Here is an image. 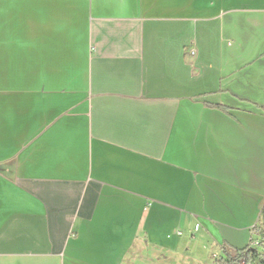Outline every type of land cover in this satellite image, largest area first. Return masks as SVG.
<instances>
[{"label":"crops","instance_id":"crops-1","mask_svg":"<svg viewBox=\"0 0 264 264\" xmlns=\"http://www.w3.org/2000/svg\"><path fill=\"white\" fill-rule=\"evenodd\" d=\"M263 202L264 0H0V264H202Z\"/></svg>","mask_w":264,"mask_h":264},{"label":"trees","instance_id":"trees-1","mask_svg":"<svg viewBox=\"0 0 264 264\" xmlns=\"http://www.w3.org/2000/svg\"><path fill=\"white\" fill-rule=\"evenodd\" d=\"M223 108L225 111L226 107L218 106ZM252 235L256 236L251 238L250 242L244 248H236L229 244H223V256L216 259V264H264V202L258 222L250 229ZM260 238L263 243V253L257 252V246L252 247L255 240Z\"/></svg>","mask_w":264,"mask_h":264},{"label":"rangeland","instance_id":"rangeland-1","mask_svg":"<svg viewBox=\"0 0 264 264\" xmlns=\"http://www.w3.org/2000/svg\"><path fill=\"white\" fill-rule=\"evenodd\" d=\"M255 246H257V252H259L260 254L263 253V243L261 241L260 238H257L254 242ZM253 246V244H252ZM215 258V259H214ZM214 258L210 255H208V253H206L205 255H203V261L202 264H215V260L218 259V256H214ZM243 262V259L240 261V264Z\"/></svg>","mask_w":264,"mask_h":264},{"label":"built area","instance_id":"built-area-1","mask_svg":"<svg viewBox=\"0 0 264 264\" xmlns=\"http://www.w3.org/2000/svg\"><path fill=\"white\" fill-rule=\"evenodd\" d=\"M190 52H191V54H194V52H195L194 48H192ZM252 247H255V244H253Z\"/></svg>","mask_w":264,"mask_h":264},{"label":"bare ground","instance_id":"bare-ground-1","mask_svg":"<svg viewBox=\"0 0 264 264\" xmlns=\"http://www.w3.org/2000/svg\"><path fill=\"white\" fill-rule=\"evenodd\" d=\"M192 49V48H191ZM191 49H189V52L191 51ZM195 50V49H194ZM191 53V52H190ZM195 53V52H194Z\"/></svg>","mask_w":264,"mask_h":264}]
</instances>
